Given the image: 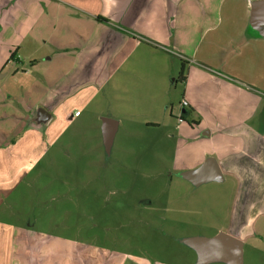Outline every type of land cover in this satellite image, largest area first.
Instances as JSON below:
<instances>
[{
	"label": "crops",
	"instance_id": "crops-1",
	"mask_svg": "<svg viewBox=\"0 0 264 264\" xmlns=\"http://www.w3.org/2000/svg\"><path fill=\"white\" fill-rule=\"evenodd\" d=\"M252 1L0 0V208L57 141L60 126L81 118L96 126L103 148L100 119L108 117L115 121L110 150L119 127L156 125L148 118L161 108L175 121L178 113L195 114V97L183 91L174 102L175 87L167 83L176 76L181 80V65L183 71L194 65L227 82L232 76H264V25L251 24ZM204 36L208 40L198 58ZM213 51L221 55L216 64L207 58ZM255 62L263 67L253 68ZM246 82L260 94V84ZM245 123L224 129L229 132L224 136L239 139L237 145L222 141L225 152L216 151L213 129L202 128L212 147L203 148L202 159L191 168L211 156L220 180L234 175L244 190L250 184L246 175L253 174L264 188V136ZM198 125L194 120L188 127ZM26 226L15 229L0 219V264H38V244L29 241L32 231ZM15 238L22 242L18 248Z\"/></svg>",
	"mask_w": 264,
	"mask_h": 264
},
{
	"label": "rangeland",
	"instance_id": "rangeland-1",
	"mask_svg": "<svg viewBox=\"0 0 264 264\" xmlns=\"http://www.w3.org/2000/svg\"><path fill=\"white\" fill-rule=\"evenodd\" d=\"M207 40H200L198 58ZM220 57L214 51L207 55L213 64ZM183 75L184 83L177 76L167 83L175 87L174 102L183 91L195 97L196 113L185 118L178 113L175 121L161 108L148 118L156 125L119 127L108 152L96 126L81 118L57 129V141L0 208V219L13 227L29 224L38 264H80L81 259L84 264H228L198 263L192 246L219 231L241 240V264H264V188L258 179L247 174L250 184L243 190L231 174L200 183L185 178L202 159L201 150L212 147L202 137L208 126L219 152L227 151L219 146L222 141L238 144L239 139L224 136L229 133L224 129L240 120L264 136L263 73L227 82L185 65ZM246 81L260 84V94ZM192 117L199 125L189 129ZM14 244L18 248L22 242L15 238Z\"/></svg>",
	"mask_w": 264,
	"mask_h": 264
},
{
	"label": "water",
	"instance_id": "water-1",
	"mask_svg": "<svg viewBox=\"0 0 264 264\" xmlns=\"http://www.w3.org/2000/svg\"><path fill=\"white\" fill-rule=\"evenodd\" d=\"M249 16L251 24L264 25V0L251 2ZM260 33L264 36V26ZM100 120L103 147L108 152L115 129V121L108 117H102ZM185 178L192 183H200L207 180H220L222 175L217 161L208 156L198 166L187 169ZM192 246L196 251L198 263L222 260L228 264H241L242 243L238 237L232 234L219 231L209 237L195 239Z\"/></svg>",
	"mask_w": 264,
	"mask_h": 264
},
{
	"label": "trees",
	"instance_id": "trees-1",
	"mask_svg": "<svg viewBox=\"0 0 264 264\" xmlns=\"http://www.w3.org/2000/svg\"><path fill=\"white\" fill-rule=\"evenodd\" d=\"M178 76H179V78H180L181 80H183L184 76H183V66H182V65H181V67H180V70H179V74H178Z\"/></svg>",
	"mask_w": 264,
	"mask_h": 264
},
{
	"label": "built area",
	"instance_id": "built-area-1",
	"mask_svg": "<svg viewBox=\"0 0 264 264\" xmlns=\"http://www.w3.org/2000/svg\"><path fill=\"white\" fill-rule=\"evenodd\" d=\"M180 103H181V105H186V101L184 99H181ZM74 114H78V110H76L74 112ZM179 116H180V114H179Z\"/></svg>",
	"mask_w": 264,
	"mask_h": 264
}]
</instances>
